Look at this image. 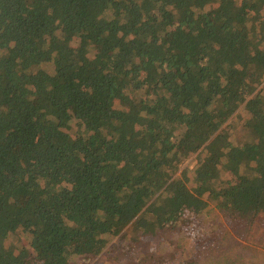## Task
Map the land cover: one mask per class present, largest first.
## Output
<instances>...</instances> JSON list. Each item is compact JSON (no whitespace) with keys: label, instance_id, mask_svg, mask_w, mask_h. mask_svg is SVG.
Listing matches in <instances>:
<instances>
[{"label":"trees","instance_id":"16d2710c","mask_svg":"<svg viewBox=\"0 0 264 264\" xmlns=\"http://www.w3.org/2000/svg\"><path fill=\"white\" fill-rule=\"evenodd\" d=\"M209 203L264 218V0H0V264H182Z\"/></svg>","mask_w":264,"mask_h":264},{"label":"rangeland","instance_id":"374dc122","mask_svg":"<svg viewBox=\"0 0 264 264\" xmlns=\"http://www.w3.org/2000/svg\"><path fill=\"white\" fill-rule=\"evenodd\" d=\"M237 131L238 129L235 132L241 139V134ZM194 220L193 227H189L186 231L187 236L179 240L178 252L170 253L180 263L182 261V264L189 263L194 254L200 253L202 257L201 259L198 258L197 264H212L209 258L220 253L222 249H226L225 254L234 261H226L225 263L224 260L222 264H264V224H262L264 218L253 226L254 231L248 233L246 237L236 234V230L223 220L214 203H209L206 207L202 220L198 218ZM219 236L221 239H218ZM115 239L116 237L111 240V243ZM10 243L11 248L16 247L15 238ZM98 258L96 257L90 264L97 262ZM217 258H219V254Z\"/></svg>","mask_w":264,"mask_h":264}]
</instances>
